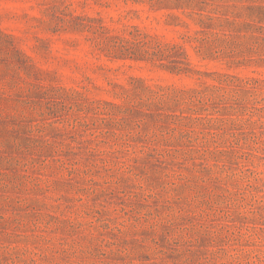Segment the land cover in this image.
<instances>
[{
    "label": "rangeland",
    "instance_id": "obj_1",
    "mask_svg": "<svg viewBox=\"0 0 264 264\" xmlns=\"http://www.w3.org/2000/svg\"><path fill=\"white\" fill-rule=\"evenodd\" d=\"M0 264H264V0H0Z\"/></svg>",
    "mask_w": 264,
    "mask_h": 264
}]
</instances>
